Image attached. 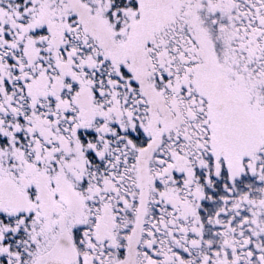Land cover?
I'll return each mask as SVG.
<instances>
[{
    "label": "snow or ice",
    "instance_id": "snow-or-ice-1",
    "mask_svg": "<svg viewBox=\"0 0 264 264\" xmlns=\"http://www.w3.org/2000/svg\"><path fill=\"white\" fill-rule=\"evenodd\" d=\"M0 264H264V0H0Z\"/></svg>",
    "mask_w": 264,
    "mask_h": 264
}]
</instances>
